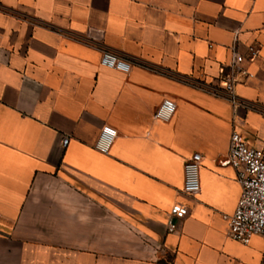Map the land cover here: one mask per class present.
Segmentation results:
<instances>
[{
	"label": "crops",
	"instance_id": "1",
	"mask_svg": "<svg viewBox=\"0 0 264 264\" xmlns=\"http://www.w3.org/2000/svg\"><path fill=\"white\" fill-rule=\"evenodd\" d=\"M104 50L130 71L101 66ZM234 50L238 114L211 90ZM165 98L176 112L155 120ZM234 129L264 147V0H0V264H260L262 236L228 235ZM195 152L197 198L182 191Z\"/></svg>",
	"mask_w": 264,
	"mask_h": 264
},
{
	"label": "built area",
	"instance_id": "2",
	"mask_svg": "<svg viewBox=\"0 0 264 264\" xmlns=\"http://www.w3.org/2000/svg\"><path fill=\"white\" fill-rule=\"evenodd\" d=\"M248 50L251 59L259 54L258 47L254 45H250ZM244 60V55L234 50L231 72L224 75L220 87H212L211 89L216 95L226 96L231 102L235 114H238L242 108L246 110L249 108V105L235 91L236 84L239 82L236 73L241 72L249 75V72L241 66ZM100 65L129 72L132 63L122 58L115 51L104 50ZM222 71L224 72V69ZM176 109V102L170 98H165L154 112L153 117L155 120L169 121L174 116ZM117 136L118 131L116 128L104 124L95 143L96 149L102 153H108ZM69 141L70 137L65 136L62 143L67 146ZM202 161L203 155L200 152L193 153L185 161L182 191L187 196L197 198L200 195ZM223 164L235 168L237 179L242 186L241 196L235 211L230 215H225L228 222L229 237L244 244L250 243L256 235L264 238V147L251 146L242 133L234 129L230 138L228 155ZM188 212L186 205L177 202L172 206L170 214L171 218L181 220L186 217ZM169 228L170 230H177L179 225L170 220ZM260 264H264V251Z\"/></svg>",
	"mask_w": 264,
	"mask_h": 264
}]
</instances>
